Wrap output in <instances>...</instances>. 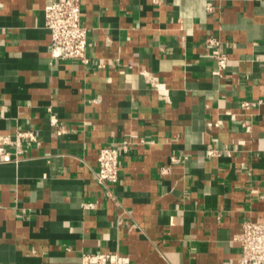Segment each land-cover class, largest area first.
<instances>
[{
  "label": "crops",
  "instance_id": "0c3cea01",
  "mask_svg": "<svg viewBox=\"0 0 264 264\" xmlns=\"http://www.w3.org/2000/svg\"><path fill=\"white\" fill-rule=\"evenodd\" d=\"M48 1L0 0V264H240L264 218V0H81L88 64L53 56ZM124 139L144 143L106 187Z\"/></svg>",
  "mask_w": 264,
  "mask_h": 264
},
{
  "label": "built area",
  "instance_id": "2783aa9c",
  "mask_svg": "<svg viewBox=\"0 0 264 264\" xmlns=\"http://www.w3.org/2000/svg\"><path fill=\"white\" fill-rule=\"evenodd\" d=\"M45 25L50 31L51 50L54 57L71 58L88 64L91 58L87 52L88 29L82 23L81 0H50L45 5ZM207 42L212 46V54L215 56L219 70L227 66L228 58L219 48L220 41L214 37H208ZM102 65V64H98ZM152 85L167 96V91L160 84L157 77L150 76ZM253 104L244 101L242 105L249 107ZM56 120V119H55ZM57 124V122H56ZM59 133L63 132L59 127ZM15 142L17 146L23 139L37 140L33 130H16ZM10 134L0 133V152H5V144L11 142ZM136 143H144V140L136 142L131 139L119 141L114 146L102 147L99 151V164L97 178L106 187L116 183L120 178V155L128 152ZM210 153H215L213 149ZM19 152H15L18 154ZM174 160L178 158L174 157ZM87 207L93 203H87ZM234 240L240 244V264H264V218L258 220L247 219L243 222L242 229L235 234ZM82 264H125V259L119 252L97 251L85 253Z\"/></svg>",
  "mask_w": 264,
  "mask_h": 264
}]
</instances>
